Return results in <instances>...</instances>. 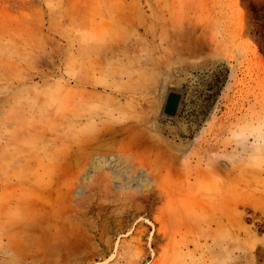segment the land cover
I'll return each mask as SVG.
<instances>
[{"label": "rangeland", "instance_id": "1", "mask_svg": "<svg viewBox=\"0 0 264 264\" xmlns=\"http://www.w3.org/2000/svg\"><path fill=\"white\" fill-rule=\"evenodd\" d=\"M252 3L0 0V264H264Z\"/></svg>", "mask_w": 264, "mask_h": 264}, {"label": "water", "instance_id": "2", "mask_svg": "<svg viewBox=\"0 0 264 264\" xmlns=\"http://www.w3.org/2000/svg\"><path fill=\"white\" fill-rule=\"evenodd\" d=\"M182 99V93L178 90H171L168 93L163 113L167 117H175Z\"/></svg>", "mask_w": 264, "mask_h": 264}, {"label": "trees", "instance_id": "3", "mask_svg": "<svg viewBox=\"0 0 264 264\" xmlns=\"http://www.w3.org/2000/svg\"><path fill=\"white\" fill-rule=\"evenodd\" d=\"M252 11L255 16H257L258 14L264 15V4L261 5L252 3Z\"/></svg>", "mask_w": 264, "mask_h": 264}]
</instances>
